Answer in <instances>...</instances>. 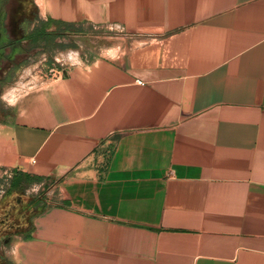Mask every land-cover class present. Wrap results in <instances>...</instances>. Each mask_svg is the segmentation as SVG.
<instances>
[{
  "label": "crops",
  "instance_id": "1",
  "mask_svg": "<svg viewBox=\"0 0 264 264\" xmlns=\"http://www.w3.org/2000/svg\"><path fill=\"white\" fill-rule=\"evenodd\" d=\"M1 1L0 87L43 26L117 34L0 123L56 193L15 264H264V0Z\"/></svg>",
  "mask_w": 264,
  "mask_h": 264
},
{
  "label": "rangeland",
  "instance_id": "2",
  "mask_svg": "<svg viewBox=\"0 0 264 264\" xmlns=\"http://www.w3.org/2000/svg\"><path fill=\"white\" fill-rule=\"evenodd\" d=\"M16 5V0H2L1 11L9 18ZM57 28L60 35L56 36L52 27L51 32L46 31L50 33L47 35L46 41L42 40L40 44L22 43L19 47L16 46V49H20L17 54L18 58L20 62H26V68L20 70L21 72L14 77L11 85L0 87V123L12 119L14 113L12 103L15 102L16 97L28 92L36 84L44 82L51 70L61 67V64L77 65L81 59L97 56L104 51L107 45L114 42V39H109L108 36L115 37L117 35L115 33L105 34L87 26ZM11 50L10 48L6 49V54H9ZM1 77H3L2 74H0ZM12 179L0 177V200L9 191ZM49 183L50 181L46 182L47 186L41 183L26 185L23 192L32 198H44L48 209L53 201L50 198H54L56 194L54 188L53 190L49 189ZM38 216L32 219L33 223ZM25 240L22 235H14L0 241V257L4 258L8 264H15L16 246Z\"/></svg>",
  "mask_w": 264,
  "mask_h": 264
},
{
  "label": "trees",
  "instance_id": "3",
  "mask_svg": "<svg viewBox=\"0 0 264 264\" xmlns=\"http://www.w3.org/2000/svg\"><path fill=\"white\" fill-rule=\"evenodd\" d=\"M62 26L71 27L58 24V27ZM47 28L45 26L42 27L40 37L37 36L35 38L36 43L39 39L41 42L42 40L46 41L47 35H50V33L46 32L48 31ZM54 33L56 36L60 35L58 34V28ZM43 181L44 178L42 177L24 173H17L13 176L9 191L0 200V241L14 235H22L25 239L31 238L33 230L32 219L46 211V200L41 197L32 198L26 196L23 188L26 185L42 183ZM0 264L8 263L4 258L0 257Z\"/></svg>",
  "mask_w": 264,
  "mask_h": 264
},
{
  "label": "built area",
  "instance_id": "4",
  "mask_svg": "<svg viewBox=\"0 0 264 264\" xmlns=\"http://www.w3.org/2000/svg\"><path fill=\"white\" fill-rule=\"evenodd\" d=\"M74 64L70 63V65H65V64H61V67L59 68H55L53 70H51L50 74L46 76V79L44 81L47 80H51V79H60L63 77V71L62 69L64 68H69L71 66H73ZM140 85H144L143 82H138ZM0 177L4 178H13V172H10L9 170L6 169H0Z\"/></svg>",
  "mask_w": 264,
  "mask_h": 264
},
{
  "label": "bare ground",
  "instance_id": "5",
  "mask_svg": "<svg viewBox=\"0 0 264 264\" xmlns=\"http://www.w3.org/2000/svg\"><path fill=\"white\" fill-rule=\"evenodd\" d=\"M12 100V99H11ZM14 101V100H13Z\"/></svg>",
  "mask_w": 264,
  "mask_h": 264
}]
</instances>
